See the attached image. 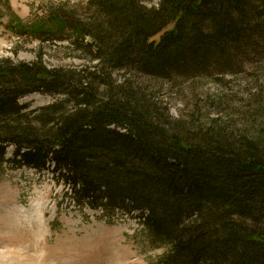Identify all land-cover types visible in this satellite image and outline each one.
I'll return each instance as SVG.
<instances>
[{
	"label": "trees",
	"instance_id": "1",
	"mask_svg": "<svg viewBox=\"0 0 264 264\" xmlns=\"http://www.w3.org/2000/svg\"><path fill=\"white\" fill-rule=\"evenodd\" d=\"M40 6L8 29L82 62L0 56V176L47 172L80 208L137 216L166 249L155 264H264V133L174 117L146 83L242 70L264 54V0ZM34 93L55 99L22 101Z\"/></svg>",
	"mask_w": 264,
	"mask_h": 264
},
{
	"label": "rangeland",
	"instance_id": "2",
	"mask_svg": "<svg viewBox=\"0 0 264 264\" xmlns=\"http://www.w3.org/2000/svg\"><path fill=\"white\" fill-rule=\"evenodd\" d=\"M45 1L65 0H0V56L32 61L41 51L50 66L81 63L71 50L18 38L8 29L13 19L30 20ZM143 3L158 6L159 0ZM171 27L173 24L166 29ZM163 32L151 40L159 41ZM234 68L164 83L146 78V83L174 117L195 118L200 124L216 119L215 123L239 130L257 124L255 132L264 133V54L247 59L242 70ZM54 99L34 93L22 101L38 107ZM14 153L15 147L9 146L7 158ZM4 166L0 176V264H155L164 255L166 249L152 248L137 216L80 208L64 197L63 188L47 172L11 162Z\"/></svg>",
	"mask_w": 264,
	"mask_h": 264
}]
</instances>
